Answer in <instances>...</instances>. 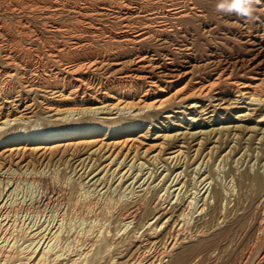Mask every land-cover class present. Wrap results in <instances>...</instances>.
I'll return each instance as SVG.
<instances>
[{
	"label": "bare ground",
	"instance_id": "obj_1",
	"mask_svg": "<svg viewBox=\"0 0 264 264\" xmlns=\"http://www.w3.org/2000/svg\"><path fill=\"white\" fill-rule=\"evenodd\" d=\"M22 3L14 33L0 26V264H205L233 239L227 264H264V69L213 55L202 63L210 71L192 75L215 0ZM176 54L191 56L190 70L176 68ZM171 112L191 114L190 125L234 123L141 128ZM42 123L50 132L32 136ZM246 156L256 168L236 173ZM219 158L236 192L212 181ZM23 183L36 188L28 198Z\"/></svg>",
	"mask_w": 264,
	"mask_h": 264
},
{
	"label": "rangeland",
	"instance_id": "obj_2",
	"mask_svg": "<svg viewBox=\"0 0 264 264\" xmlns=\"http://www.w3.org/2000/svg\"><path fill=\"white\" fill-rule=\"evenodd\" d=\"M20 1V2H19ZM6 2L8 4H21L22 2H25V3H22L23 5L25 4H28L30 2H34V0H6ZM6 2L5 3H2L0 2V19L2 21H0V26H5L6 28H8L9 30H11V32L14 33L15 29L17 27H19V23L20 22H23V18H19L18 16V6L17 4L14 6V10L12 11V9H7L6 8ZM215 2L217 3V0H215ZM216 6V5H215ZM7 10H6V9ZM13 8V7H12ZM16 9V10H15ZM213 10L215 11V13L212 15H210L209 19H207L206 22H204V24H207L206 27L204 28L205 30H210L209 32H199V37H200V42H198V45L200 46L199 48L201 49V52H197L196 55H195V58L194 60H191L192 63H197L199 66L194 69L195 72L192 73V75H196L198 74L199 72H202V71H210L209 69H206L204 70L203 66H202V63L204 62V60H206L207 57H212L213 55L214 56H220L221 58L225 57L227 59H238V58H241L243 60L244 58V64L247 63L245 66H254V68H261V69H264V0H259V2L255 5V11H254V19H251V20H248V19H245V18H242L240 16H237L235 14H231V15H225V14H221V13H218L216 11V9L213 8ZM218 13V14H217ZM18 17V18H17ZM256 17V18H255ZM21 20V21H20ZM225 21V22H224ZM6 22V23H5ZM2 23V24H1ZM212 26H211V25ZM209 25V26H208ZM211 26V27H210ZM248 27V28H247ZM224 32V33H223ZM258 33V34H257ZM219 35V36H218ZM227 35V36H226ZM249 35V36H248ZM212 39H211V38ZM235 38V39H234ZM222 51V52H221ZM208 52V53H207ZM210 52V53H209ZM236 56V57H235ZM191 58V56H186L183 58L182 55H177L176 54V57H175V61H176V65H177V69L178 70H182V71H188L190 70L189 69V63L187 62L189 59ZM192 59V58H191ZM197 60V61H196ZM201 65H200V64ZM202 67V68H201ZM202 69V70H201ZM197 72V73H196ZM188 76H182V77H179L175 82V83H178V82H181V81H185L188 77ZM183 78V79H182ZM156 91V92H155ZM153 93L156 94L158 93L157 90H155ZM168 91V89H164L161 94L163 93L165 95V93ZM41 94V93H40ZM151 94V93H150ZM153 95V94H152ZM166 95H169L166 93ZM165 95V96H166ZM88 96H86L87 98ZM243 99H241L240 101H242ZM246 100V99H245ZM206 102V101H205ZM202 103V101L200 102H197L195 105H200ZM207 103V102H206ZM238 104H242V103H238ZM197 108V107H196ZM199 108H197L198 110ZM185 111L187 113H189L190 111L189 110H186L184 107H180V108H174V111ZM102 112V113H100ZM104 110L103 111H99L98 112V115L96 114L97 117H105L106 114H104ZM114 112V111H113ZM136 112V111H135ZM221 111H217L216 114L220 113ZM141 113H143V111H141ZM172 116H170V118H161V116H163L164 114H161L159 116H150L149 118L147 119H144L142 122L143 125L141 126V128H144L145 126L148 127L149 131H154V130H157V129H162L161 128V125L164 124V125H168L167 128L168 129H171L173 131H178V132H181L183 130H187L189 132H194V131H199V130H202V131H205V130H209L213 127H216V126H230V125H233L234 122H226V123H222V124H217V120H218V116L216 117L215 121L213 122H210V123H202L201 121H198V122H194V124L190 125V121L187 120L186 118L188 116H191V114H180V112H177V113H173L171 112L170 113ZM45 115V114H44ZM47 115V114H46ZM79 115H74V116H71L69 118V120L72 118V117H75L74 119H76ZM109 116V115H108ZM111 116V115H110ZM113 116V115H112ZM177 117H181L180 120H178ZM186 117V118H185ZM199 117V115H198ZM164 120V121H163ZM163 121V123L161 124V122ZM174 121V122H173ZM41 121H38V124L40 123ZM175 122H178V123H181L180 126H176L174 125ZM136 123H139V122H136ZM173 123V124H172ZM199 124V125H198ZM202 124V126H200ZM190 125V126H189ZM188 128H187V127ZM198 126V127H196ZM41 127V128H40ZM71 127V126H70ZM189 127H195V128H189ZM185 130V131H186ZM50 132V130L47 129V126L46 125H39L38 128H36V130H31V133H32V136H36V137H44L46 136L48 133ZM23 135L27 136V134L24 132ZM211 145H209L208 147H210ZM259 146V144L256 142L255 140V143L253 144V147H257ZM229 148V147H228ZM228 148H226L221 154H226L228 152ZM242 151H244V149H242L238 154H236L234 156L235 159H237L238 157L241 156V158L244 156L242 155ZM208 152V149H206L203 154H202V157L204 156V154H206ZM157 151H154L152 152L150 155L152 154H156ZM250 154V153H249ZM255 155V153H254ZM168 157V154H164L163 157ZM248 156H246L245 158V161L243 163V165L241 167H239L240 163L236 165V160H234L231 164V166L233 165L236 169V173H238L239 171H241L242 169L245 168L246 164H250L252 165L253 163L254 164V167L250 166L251 168H249V171L253 172V170L256 168V160H254V157L250 160V162H247ZM104 158V157H103ZM207 159V157L205 158V160ZM221 158H219L217 161H215V163L213 164V171L215 170V173L213 174V179L212 181L215 180V185L216 187H219L220 189L222 188V190H226V188H228L229 186L231 187V189H233V191L236 192V189L237 187L235 186V183H234V180L232 179L233 177L232 176H228V177H225L224 173L225 171L229 168L230 164L229 162L226 163L223 162L222 160H220ZM175 160V159H174ZM174 160H172V162L169 164L170 168L173 166V163H174ZM220 160V161H219ZM170 161V158L168 159L167 162ZM246 162V163H245ZM264 161H261L259 163V165H261ZM164 162L162 163H159L157 165V171H156V175L162 171L163 169H166V164H163ZM205 163V161H204ZM181 161L180 163H176L175 166L176 167H179L181 166ZM210 164V160L208 161V164L207 166L205 167L204 169V175H207L209 173L208 171V165ZM264 164V163H263ZM174 166V168H176ZM205 164L202 165V168L200 170V172L203 171V168H204ZM145 167V169H144ZM143 167V173L146 172L145 174V177L148 176V174L150 173V171L152 170V165H147V163L144 165ZM184 165L182 167H179L175 170V172L172 174V177L174 176V174L176 172H179L181 170L184 169ZM225 167V168H224ZM237 167H239L237 169ZM191 168V167H190ZM190 168H188V170H190ZM220 168V169H219ZM127 169V167L122 171V173ZM156 169V168H155ZM219 169V170H218ZM261 169L263 170L264 168H260V171ZM68 170V169H67ZM221 170V171H220ZM264 171V170H263ZM130 171H128L126 173V175L124 176L123 179L126 178L127 174H129ZM168 172V170H164L163 171V175L166 174ZM71 173V172H70ZM74 173L72 172L71 173V176H73ZM215 175V176H214ZM78 176V174H76L74 177L70 178L73 179V178H76ZM181 176H182V173H181ZM180 176V177H181ZM153 177V174L151 175L150 178ZM163 177V176H162ZM196 177V176H195ZM203 177V176H202ZM223 177V178H222ZM186 178V177H185ZM89 179V177L87 179H85L84 181L86 182L87 180ZM96 179L93 178L89 181V183H92L94 180ZM114 180V179H113ZM151 179H149L150 181ZM135 181V180H134ZM142 181V180H141ZM228 181V182H227ZM116 184L118 182H115ZM113 184L112 185V189L114 186H116V184ZM229 183V186L228 184ZM138 184V183H137ZM132 185V184H131ZM108 186V184H107ZM136 186V184H135ZM233 187V188H232ZM20 188V189H19ZM18 188V195L21 196L22 198H28L30 195H32V193L34 194V192L36 191V188L33 186V185H30L28 183H23L19 186ZM225 188V189H223ZM236 188V189H235ZM104 189H102L103 191ZM128 191V190H127ZM223 191V192H224ZM227 191V190H226ZM164 192V191H163ZM233 192V193H235ZM228 193V191L226 192ZM207 194V193H206ZM212 195V194H211ZM233 197V196H232ZM231 197V198H232ZM211 200V201H210ZM213 198H209L208 201H210V204L213 203ZM232 204V202L229 204V206ZM223 206V205H222ZM224 211V208L222 209ZM48 216V217H47ZM49 218V214L47 215H41L40 218H36L37 220L39 219V224L45 220H47ZM35 219V218H33ZM28 220H30V218H28L26 220V222H28ZM45 223V222H44ZM55 221L53 222L52 225H54ZM224 223V222H223ZM223 223L221 225H223ZM46 224V223H45ZM58 224V222H57ZM56 224V225H57ZM51 225V223H50ZM235 240V242H234ZM237 239H233L232 241L228 242V244L230 245L229 247L227 246V242H225V246L227 247H222L223 248V252H222V248H218L216 250H214L211 254V256L209 257V259L205 260V264H217V263H223V264H227L228 260H229V257H228V252L231 251V249L233 250L234 249V245H237L238 243V240L236 242ZM232 242V243H231ZM234 243V244H233ZM233 246V247H232ZM226 248H228L226 250ZM224 250H226L224 252ZM234 251V250H233ZM215 253V254H214ZM225 253V254H224ZM226 256V257H225ZM231 256V255H230ZM217 257V259H216ZM253 257V256H252ZM226 258V259H225ZM216 259V260H215ZM212 260V261H211ZM216 261V262H215ZM225 261V262H224ZM203 262V263H204Z\"/></svg>",
	"mask_w": 264,
	"mask_h": 264
},
{
	"label": "clouds",
	"instance_id": "obj_3",
	"mask_svg": "<svg viewBox=\"0 0 264 264\" xmlns=\"http://www.w3.org/2000/svg\"><path fill=\"white\" fill-rule=\"evenodd\" d=\"M259 0H217L216 11L221 14H235L242 18L254 19L255 5Z\"/></svg>",
	"mask_w": 264,
	"mask_h": 264
}]
</instances>
